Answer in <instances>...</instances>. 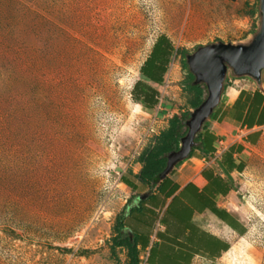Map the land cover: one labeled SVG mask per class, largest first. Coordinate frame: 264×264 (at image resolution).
<instances>
[{
  "label": "rangeland",
  "instance_id": "374dc122",
  "mask_svg": "<svg viewBox=\"0 0 264 264\" xmlns=\"http://www.w3.org/2000/svg\"><path fill=\"white\" fill-rule=\"evenodd\" d=\"M259 19L256 0H0V264H126L111 249L133 194L120 176L171 115L132 100L142 63L159 36L188 54L245 45ZM175 62L162 96L187 110ZM246 162L247 233L221 264H264V135Z\"/></svg>",
  "mask_w": 264,
  "mask_h": 264
},
{
  "label": "crops",
  "instance_id": "0c3cea01",
  "mask_svg": "<svg viewBox=\"0 0 264 264\" xmlns=\"http://www.w3.org/2000/svg\"><path fill=\"white\" fill-rule=\"evenodd\" d=\"M160 37L168 40L159 36L156 47H168ZM168 42L173 51L163 81L154 83L139 73L138 82L157 92V103L149 110L169 112L171 118L185 109L175 99L167 101L162 96V90L166 93L172 89L169 84H178L172 79L176 76L177 49ZM154 64L153 55L144 72L151 71ZM245 78L244 83L239 78L232 86L224 84L219 104L199 131L200 146L190 158L160 178L149 197L148 187L135 178L141 170L139 163L137 169L120 176L136 190L132 192L121 183L123 187L145 200V210L131 218L132 227L141 238L137 250L144 264H149L147 259L153 264H221L233 241L247 233L238 186L247 157L264 135V70L260 85Z\"/></svg>",
  "mask_w": 264,
  "mask_h": 264
},
{
  "label": "trees",
  "instance_id": "16d2710c",
  "mask_svg": "<svg viewBox=\"0 0 264 264\" xmlns=\"http://www.w3.org/2000/svg\"><path fill=\"white\" fill-rule=\"evenodd\" d=\"M258 3V0H256ZM165 43L168 47L163 49H158L157 42L152 46L151 52L148 58L145 60L141 66L139 73L146 79L160 84L163 81V75L166 72V68L169 62V56L173 51L168 40L164 37ZM159 38V39H160ZM170 48V50H169ZM176 55L180 54L182 57V67L186 72V78L181 83L182 91L185 94V104L188 106L189 110L180 111L179 113L173 115L169 122L166 130L162 131L154 141L153 146L144 150L138 157L137 163L141 165V170L135 176V178L148 187V197L152 190L155 188L156 184L160 180L161 174L164 172L166 166V156L169 152L176 151L179 148L181 139L187 133V127L185 125L189 118L191 110L196 109L201 102L204 100L205 96V86L203 84H195L194 78L189 72L185 58L188 55L186 50L178 51L176 50ZM155 56V64L151 71H145L144 67L150 59ZM150 72V73H148ZM157 92L151 89L148 85L142 82H136L131 91V97L134 103L140 104L144 109H151L157 101L155 96ZM199 132L195 136V145L191 149L190 155L192 156V151L196 149L199 145ZM201 145L204 141H201ZM181 164L178 163L177 165ZM176 165V166H177ZM164 178V177H163ZM121 183L126 185L129 189L134 192L136 189L133 184L129 183L127 180L120 177ZM145 200L139 194H132V196L126 202L123 207L122 212L116 218L115 222V236L111 239V249L123 248L127 253V263L126 264H140L139 254L137 246L141 240L140 236L134 231L131 218L135 213H142L144 209ZM149 264H153L147 259Z\"/></svg>",
  "mask_w": 264,
  "mask_h": 264
},
{
  "label": "water",
  "instance_id": "95a60500",
  "mask_svg": "<svg viewBox=\"0 0 264 264\" xmlns=\"http://www.w3.org/2000/svg\"><path fill=\"white\" fill-rule=\"evenodd\" d=\"M258 12L259 25L249 43H211L186 56V65L194 83L203 84L207 94L201 104L190 113L185 123L187 133L181 139L178 150L167 154L161 178L190 155L196 134L219 104L228 72L235 78L247 77L257 85L261 84V73L264 70V0H258Z\"/></svg>",
  "mask_w": 264,
  "mask_h": 264
}]
</instances>
